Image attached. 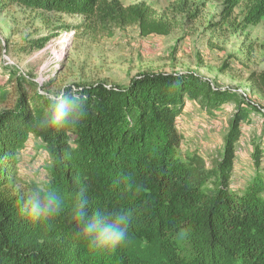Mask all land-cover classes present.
<instances>
[{
    "label": "trees",
    "instance_id": "obj_1",
    "mask_svg": "<svg viewBox=\"0 0 264 264\" xmlns=\"http://www.w3.org/2000/svg\"><path fill=\"white\" fill-rule=\"evenodd\" d=\"M239 1L229 2L235 7ZM9 5L91 17L105 2L0 0V11ZM107 14L122 27L136 25L141 37L168 36L173 29L143 3L117 4ZM263 18L264 0H255L245 20L255 25ZM258 80L264 92V73ZM75 88L87 98L88 108L75 127L38 128L47 101L19 78L14 109L0 114V264H148L141 243L155 246L165 261L159 264H264V133L251 145L248 183L238 192L231 183L242 124L249 122V110L262 112L249 102L237 103L230 92L212 90L191 73L141 74L124 87ZM186 101L210 117L236 104L223 153L212 166L196 153L180 152L177 120ZM30 137L41 142L49 158L45 183L65 196L61 213L40 222L21 214L20 195L10 189L16 155ZM32 185L24 184L20 193ZM79 191L87 196L90 215H130L122 245L97 251L76 237L70 211ZM184 229L188 235L181 239Z\"/></svg>",
    "mask_w": 264,
    "mask_h": 264
},
{
    "label": "rangeland",
    "instance_id": "obj_2",
    "mask_svg": "<svg viewBox=\"0 0 264 264\" xmlns=\"http://www.w3.org/2000/svg\"><path fill=\"white\" fill-rule=\"evenodd\" d=\"M104 0L91 17L9 5L0 11V114L15 107V82L29 81L40 94L65 83L126 86L141 74H194L216 92H230L249 102V122L242 124L237 145L233 190L241 191L253 169L252 143L264 133V18L248 24L245 18L255 0ZM233 1V0H231ZM145 4L173 29L168 36L141 37L138 27L120 26L107 8ZM110 6V7H109ZM24 88V86L22 87ZM177 120L183 136L182 154L196 153L212 166L223 153L236 104L231 102L210 117L186 101ZM264 151V135L262 136ZM49 158L39 140L30 137L17 153L10 189L43 184ZM148 264L165 263L153 245L141 243Z\"/></svg>",
    "mask_w": 264,
    "mask_h": 264
},
{
    "label": "clouds",
    "instance_id": "obj_3",
    "mask_svg": "<svg viewBox=\"0 0 264 264\" xmlns=\"http://www.w3.org/2000/svg\"><path fill=\"white\" fill-rule=\"evenodd\" d=\"M43 98L48 106L36 125L42 130L75 127L88 114L87 98L71 83L52 90L45 89ZM14 194L20 195L21 214L32 222L56 217L65 205L62 191L51 182L29 186L22 194L20 189H15ZM72 199L70 216L77 228L75 235L90 249L114 250L126 241L130 223L128 213L104 211L90 215L84 191L76 192ZM187 235V229L179 233L181 239Z\"/></svg>",
    "mask_w": 264,
    "mask_h": 264
}]
</instances>
